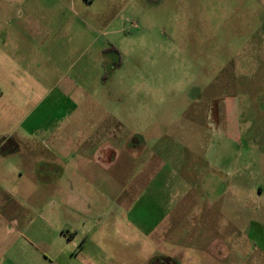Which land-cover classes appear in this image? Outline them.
I'll return each mask as SVG.
<instances>
[{
	"label": "rangeland",
	"instance_id": "rangeland-1",
	"mask_svg": "<svg viewBox=\"0 0 264 264\" xmlns=\"http://www.w3.org/2000/svg\"><path fill=\"white\" fill-rule=\"evenodd\" d=\"M12 153L0 201L53 231L91 218V264H264V238L248 235L264 213V0H0ZM73 156L94 171L75 174Z\"/></svg>",
	"mask_w": 264,
	"mask_h": 264
},
{
	"label": "crops",
	"instance_id": "crops-1",
	"mask_svg": "<svg viewBox=\"0 0 264 264\" xmlns=\"http://www.w3.org/2000/svg\"><path fill=\"white\" fill-rule=\"evenodd\" d=\"M114 145H116L114 142L110 141ZM94 141H90V145H93ZM221 143V142H220ZM236 142L234 141H229L228 145H234ZM226 144V142L224 143ZM226 145V147L228 146ZM156 151V150H155ZM158 153V152H157ZM156 154V153H155ZM161 156V154H159ZM163 155V154H162ZM16 157L18 160H22L17 154H6V155H1L0 154V162L5 161L9 157ZM157 157V154L154 155ZM78 156H73L71 157L73 161L77 162V166H73V172L75 174H80V173H86L87 172H92L94 171V161L87 159L85 160L84 158H77ZM234 157V156H233ZM216 158V157H215ZM155 159V157L153 158ZM218 159V157H217ZM227 159H230L229 156L225 157L223 156L220 159H218V163H216V160L214 161L216 167L219 166L221 167L222 165H225L227 163ZM82 161H86V164H81ZM92 163H91V162ZM231 167L234 169V161L232 160L231 156ZM195 168H198L197 170L193 171L192 176L190 179H193L195 177H199L200 170L198 165L195 166ZM232 170V169H231ZM227 170L226 171V176L233 178L232 175L234 171ZM7 171L6 166H1L0 167V172L5 173ZM214 172L212 171V175H208L209 181H206L205 185L212 184L214 187V190H219L222 187L221 181L217 178L219 177V173H216L215 175L213 174ZM238 180L234 181V183L230 186L231 188L238 186ZM2 188V187H1ZM195 189L194 183H192V187L189 188L187 191V195L191 191ZM259 195H262L264 192V187L259 185L258 187ZM251 192L257 193L255 189H251ZM82 205V204H81ZM85 206V211L90 209L91 206L84 204ZM213 211L215 209V205H212ZM92 210V209H90ZM263 222L261 220H250L249 221V230H248V235L252 236V238H257V236L260 234V237L264 238V213H263ZM46 222V221H44ZM93 220L91 218L85 217L83 220L80 222L79 225H72L70 224L71 229H73V232H69L66 230L67 225L61 230L63 232H59L60 228H57L56 231H53L50 225H47L45 223H39V221L36 220H31L29 218H25L24 214L22 213V205L20 203H12L9 201H0V264H60V262L57 261L56 258H50L47 255V251H41V246L38 243L39 240L45 241L48 246H54V253L57 256H62L66 255L70 262L73 264H91L93 261L90 259L92 257H103V252L102 251H95L93 252L91 249L89 250L88 247V242L90 241V236L92 233L91 229H88V225L91 223ZM121 222H124L122 219ZM158 224H154V229L149 228L148 231H144V237H151L153 236V233L155 234L156 227ZM171 223H167V235H166V240L170 241L172 238V233L170 231L172 230L168 228L170 227ZM50 226V227H48ZM49 232V234H48ZM30 233L33 234V236H30ZM56 235L59 237H56V239L52 235ZM70 239H69V238ZM78 239L80 243L77 245H74V250L75 252H69L66 249L67 246L70 245L73 239ZM156 239V237H154ZM106 239H103L104 241ZM63 241H66V247L63 246ZM54 242V245H53ZM57 243V244H55ZM215 246L213 248V252L215 253V256L220 252L218 249L215 252ZM102 253V254H101ZM109 255L108 253L104 252V259L102 260H108L109 261ZM79 256L81 257V261H78Z\"/></svg>",
	"mask_w": 264,
	"mask_h": 264
},
{
	"label": "flooded vegetation",
	"instance_id": "flooded-vegetation-1",
	"mask_svg": "<svg viewBox=\"0 0 264 264\" xmlns=\"http://www.w3.org/2000/svg\"><path fill=\"white\" fill-rule=\"evenodd\" d=\"M10 142V144L13 146V148L14 147H16L18 144H17V142H15V141H9ZM3 149V147L1 148V150Z\"/></svg>",
	"mask_w": 264,
	"mask_h": 264
}]
</instances>
